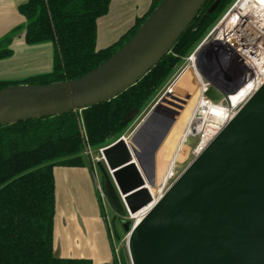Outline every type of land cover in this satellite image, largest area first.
Returning <instances> with one entry per match:
<instances>
[{
	"label": "water",
	"instance_id": "obj_1",
	"mask_svg": "<svg viewBox=\"0 0 264 264\" xmlns=\"http://www.w3.org/2000/svg\"><path fill=\"white\" fill-rule=\"evenodd\" d=\"M207 1L160 0L127 42L78 78L0 89V126L83 110L125 92L171 51ZM205 94L220 98L213 87ZM157 103L127 137L143 147L142 156L149 153V166L123 136L100 151L102 187L119 216L153 202L147 183L155 182V147L139 143V135L167 123L171 110ZM122 224L130 264H264V83L137 224Z\"/></svg>",
	"mask_w": 264,
	"mask_h": 264
},
{
	"label": "trees",
	"instance_id": "obj_2",
	"mask_svg": "<svg viewBox=\"0 0 264 264\" xmlns=\"http://www.w3.org/2000/svg\"><path fill=\"white\" fill-rule=\"evenodd\" d=\"M215 1L206 2L154 68L110 101L87 107L80 115L72 111L0 126V264H92L89 259L58 258L53 254V167H82L87 163L82 153L85 143L97 147L112 140L106 146L123 135L130 122L128 113L134 109L140 112L212 20L233 0H217L214 10L207 12ZM109 2L26 0L21 3L18 11L26 20L25 42H51L53 66L48 73L22 80H0V89L18 84L64 82L86 74L127 42L160 0H152L147 12L136 18L117 41L97 48V20L107 14ZM9 44V38L0 40V59L11 55Z\"/></svg>",
	"mask_w": 264,
	"mask_h": 264
},
{
	"label": "crops",
	"instance_id": "obj_3",
	"mask_svg": "<svg viewBox=\"0 0 264 264\" xmlns=\"http://www.w3.org/2000/svg\"><path fill=\"white\" fill-rule=\"evenodd\" d=\"M25 1L0 0V40L9 38V47L12 51L10 56L0 59V80L3 81L22 80L52 70L53 44L51 42L27 44L24 40L26 20L19 13L18 6ZM151 2L152 0H110L107 14L97 20L96 47L103 48L117 41L134 24L136 18L147 12ZM196 91L197 88L194 87L186 91L184 101L176 103L174 109H168L172 114H167L169 117L165 126L163 125L164 128L158 130L154 128L150 134L148 132L139 135L144 139L139 138V143L146 144L148 148L155 147L153 153L155 179L164 173L171 153H166L162 157L157 154L161 153L160 149L172 131V126L176 123L178 129H182L186 125L188 119H182L181 123L179 121L183 118L184 110L191 106ZM174 96L170 98L173 100ZM83 157L87 163L82 167H53L55 186L53 254L58 258L89 259L92 264H112V246L92 178L93 169L88 158L85 155ZM163 166L165 167L161 171Z\"/></svg>",
	"mask_w": 264,
	"mask_h": 264
},
{
	"label": "built area",
	"instance_id": "obj_4",
	"mask_svg": "<svg viewBox=\"0 0 264 264\" xmlns=\"http://www.w3.org/2000/svg\"><path fill=\"white\" fill-rule=\"evenodd\" d=\"M185 61L186 66L175 79L186 69H192L197 80L193 107L182 133V144L187 139H196L190 149L194 158L264 83V0H235ZM210 87L220 96L218 101L206 96ZM85 145L89 147L88 143ZM83 154L89 158L91 151ZM96 160L100 162L103 158ZM174 165L159 186V197L174 176ZM92 178L101 207H110L94 170ZM127 214L132 225L144 217L136 222ZM126 247L127 238L124 246L127 252Z\"/></svg>",
	"mask_w": 264,
	"mask_h": 264
},
{
	"label": "rangeland",
	"instance_id": "obj_5",
	"mask_svg": "<svg viewBox=\"0 0 264 264\" xmlns=\"http://www.w3.org/2000/svg\"><path fill=\"white\" fill-rule=\"evenodd\" d=\"M234 1L235 0H233L230 4H228L227 7H224L222 12H220L219 14L217 13L218 15L212 20L210 25L204 30V32L201 34L200 38L196 41V44L181 59L180 63L175 68V70H174L173 74L170 76V78L166 79V81L163 83V85L160 87V89L158 91H156L155 95L146 103V105L143 108H141L140 112H137L134 115V117L130 120L129 124L126 126V129L123 132V135H122L123 137H125V138L128 137V135L141 122V120L145 117V115L152 109L154 104L167 91L168 87L172 84L174 79L180 74L181 69L184 66H186L187 62L185 61V58L196 47L199 46V44L203 41L205 36L213 29V27L216 25L218 20L228 10V8L231 6V4ZM53 51L54 50H52L51 58H53ZM51 64H52V60H51ZM194 82H195V86H193V87L195 89V88H197V80L195 79ZM193 87L188 88L187 91H190V89H192ZM176 88H175V90H176L178 95L181 94V95H183V97L186 95L185 94V92H186L185 89H182V88L176 89ZM173 90H174V88H173ZM193 103H194V100H193L191 106H188V109L186 110L187 111V113L185 114L186 115L185 116L186 119H188L189 116H190V113H191V110H192V107H193ZM81 111L82 110H76L75 112L77 113V115H80ZM168 113H171V112H168ZM130 116H132V111L130 112ZM148 125L149 124H146L145 127H148ZM177 125L175 123V125L172 126V131L168 135L167 139L163 142V145H162L163 147H161V149H160L161 153H158V155L160 154L161 157H162V155H164L166 153H171L172 154V152L175 150V145H176L177 140L179 139V136H180V133H181V128L178 129ZM195 140L196 139L190 138V139H187L185 144H182V146H181V148L179 150L178 156H177V160L175 161L174 176L172 177V179L169 180L168 184L166 185L165 189L163 190V193L166 191V189L169 187V185L175 180V178L192 161L193 157L190 154V149H191V146L194 144ZM110 141H112V140L106 141L104 144L99 145L97 147L96 146L93 147L91 145H89V147H87L84 144V147L82 149V153H84L85 151H91V155H89L88 160L90 162V165H91L92 169L94 170V173H95V176L97 178L98 183L101 184V185H102L103 178H102L101 170L99 168L98 161L96 160V158L100 159V156H101L100 149L105 147L104 145L109 143ZM167 159H168V157L166 158V160ZM84 160L86 161V158H84ZM100 163L104 164L103 160H101ZM147 187H149V189H152L151 190L152 193L159 190V186L150 187V185L147 184ZM153 197H155L154 193H153ZM101 208H102V211H103L102 212L103 216H104V218H105V220L107 222V227H108V231H109V237H110L111 246H112V252H113V263H115V261H116L117 264H130L126 249L124 248V246L126 245L127 232L124 231L123 224H122L123 220H129L128 214L119 216L111 207H101ZM131 217L133 219H135V221H137V219H136L137 217L135 216V214H132ZM129 222H130V224L133 223V221H131V220H129Z\"/></svg>",
	"mask_w": 264,
	"mask_h": 264
},
{
	"label": "bare ground",
	"instance_id": "obj_6",
	"mask_svg": "<svg viewBox=\"0 0 264 264\" xmlns=\"http://www.w3.org/2000/svg\"><path fill=\"white\" fill-rule=\"evenodd\" d=\"M194 80H195V74L193 73V70L192 69H186L185 71H183L182 73H181V75L179 76V78L176 80V82H175V86H171V88H169V90H167L163 95H162V97L158 100V105L160 106V108L161 109H163V110H165V111H167L168 109H174V107H175V104L177 103V104H180V102H182V101H184V97H183V95H181V94H177V92H176V90H175V88L176 89H180V88H182V89H185L186 91H187V89L188 88H190V87H193V86H195V82H194ZM190 86V87H189ZM173 88H174V90H173ZM175 91V92H174ZM175 95L173 98V100L170 98L172 95ZM188 109V107L184 110V113H183V118H181V120L179 121L180 123L182 122V119H184L185 118V114L187 113V110ZM159 112V111H158ZM170 119V118H169ZM179 123V124H180ZM165 126V125H164ZM185 127V126H184ZM184 127H183V129H184ZM162 128H164V127H162ZM161 128V129H162ZM183 129H181V133H180V136H179V139L177 140V143H176V145H175V150L172 152V154L170 155V158H169V162H168V164H167V166H166V168H165V171H164V173L163 174H159L157 177H156V179H155V182H154V184H148V185H150V187H157V186H160V184L161 183H164V181H165V178H166V176L168 175V173H169V171H170V169H171V167H172V165H173V163H175V161L177 160V156H178V153H179V150H180V148H181V146H182V141H183V136H182V133H183ZM164 131H166V130H164ZM152 133V132H151ZM155 134H156V132H154ZM164 133V132H163ZM158 134V133H157ZM160 135H163V134H160ZM167 137V136H166ZM151 138H153V137H151ZM150 138V139H151ZM126 139V141H127V143L129 144V146H130V148L133 150V154H134V156L135 155H138V156H140L141 158L142 157H144V158H142L143 159V163H144V165L147 167V166H149V163H150V158H148L149 156H147V155H149V153H147V152H145L144 153V155L142 156V154H143V147H141V148H137V147H134V145L131 143V142H129L128 141V139L127 138H125ZM157 139V138H156ZM160 140V139H159ZM157 143H159V141L157 142ZM146 145V144H145ZM154 148V147H153ZM151 152V151H150ZM158 155V154H157ZM154 158V155H153V157H152V159ZM157 158V157H156ZM165 166H163L162 168H161V171L163 170V168H164ZM157 171V170H156ZM155 174V173H154ZM148 188V190H149V192L151 193V195L153 196V193L155 194V197H153V202L152 203H150L149 205H147V206H145V207H143V208H141L140 210H138L136 213H134L135 214V216L137 217L136 219H137V221H139L147 212H148V210L150 209V207L153 205V203L159 198V194H161L160 193V188H159V190L158 191H156V192H153L152 193V189H149V187H147ZM132 215V214H131ZM136 221V222H137Z\"/></svg>",
	"mask_w": 264,
	"mask_h": 264
},
{
	"label": "flooded vegetation",
	"instance_id": "obj_7",
	"mask_svg": "<svg viewBox=\"0 0 264 264\" xmlns=\"http://www.w3.org/2000/svg\"><path fill=\"white\" fill-rule=\"evenodd\" d=\"M115 263H116V261H115ZM115 263H113V264H115ZM117 264V263H116Z\"/></svg>",
	"mask_w": 264,
	"mask_h": 264
}]
</instances>
